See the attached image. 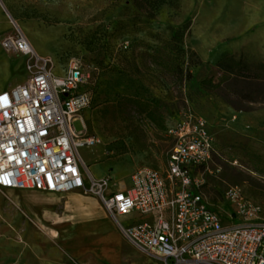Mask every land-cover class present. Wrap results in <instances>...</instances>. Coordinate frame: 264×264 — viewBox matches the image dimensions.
Wrapping results in <instances>:
<instances>
[{
    "label": "rangeland",
    "instance_id": "1",
    "mask_svg": "<svg viewBox=\"0 0 264 264\" xmlns=\"http://www.w3.org/2000/svg\"><path fill=\"white\" fill-rule=\"evenodd\" d=\"M154 13L135 0H0V40L24 32L54 75L81 63V88L92 95L81 117L97 139L78 149L87 187L96 164L100 173L94 191L77 189L83 195L98 196L107 209L100 193L139 167L164 172L173 144L168 127L192 111L214 134L212 156L195 173L198 189L229 214L226 189L237 185L264 216V78L223 75L216 66L225 51L254 64L261 59L264 0H163ZM187 20L183 46L196 49L201 62L171 41ZM28 74L27 58L0 43V89ZM65 199L63 192L0 185V264H162L118 225L73 229L88 213L65 210Z\"/></svg>",
    "mask_w": 264,
    "mask_h": 264
},
{
    "label": "built area",
    "instance_id": "2",
    "mask_svg": "<svg viewBox=\"0 0 264 264\" xmlns=\"http://www.w3.org/2000/svg\"><path fill=\"white\" fill-rule=\"evenodd\" d=\"M0 43L22 53L29 67L24 81L0 89V185L94 191L100 182L93 178L87 187L79 160V147L97 141L86 134L81 117L92 98L81 88L86 80L81 63L72 61L67 73L54 75L24 32L6 35ZM77 118L81 129L75 127ZM168 132L173 144L164 172L139 167L129 186L100 193L116 216L135 214L121 225L124 234L158 254L162 264H264L262 206L230 185L227 214L197 187L195 173L214 150L207 118L182 113Z\"/></svg>",
    "mask_w": 264,
    "mask_h": 264
},
{
    "label": "crops",
    "instance_id": "3",
    "mask_svg": "<svg viewBox=\"0 0 264 264\" xmlns=\"http://www.w3.org/2000/svg\"><path fill=\"white\" fill-rule=\"evenodd\" d=\"M257 51H260V52H257ZM256 53L259 54V57L261 58V60H264V50L261 51V49L258 47L256 48ZM220 57H218V59ZM259 112L260 111H257L256 113H259ZM244 117L245 115L242 114L240 119L238 120V123L244 122L245 121ZM79 158L83 164L84 161L82 160L80 153H79ZM93 163L95 164V162ZM98 168L99 167L96 164L97 175L93 176L92 179L100 177ZM129 185H130V178L128 180H124L123 183H117L110 190L124 189V187H127ZM55 192H58V191H55ZM63 193L66 195V199L64 203L65 210L72 211L75 214L88 213L87 214L88 217L86 216L87 218L82 216L80 217L77 223L73 224V229H76V230L86 228L88 226L95 227L99 225H104L109 230H113V231L116 230L115 228L118 225L119 228L122 230L121 225L128 224V222H130L131 219H133L135 216V214H124V216H116L110 209L109 210L111 212L110 211L108 212L107 209L104 208L98 196L87 197L83 195L80 191H78L77 189L64 191Z\"/></svg>",
    "mask_w": 264,
    "mask_h": 264
},
{
    "label": "trees",
    "instance_id": "4",
    "mask_svg": "<svg viewBox=\"0 0 264 264\" xmlns=\"http://www.w3.org/2000/svg\"><path fill=\"white\" fill-rule=\"evenodd\" d=\"M135 2L142 7L149 15L154 16V9L163 2V0H135ZM190 22L187 20L179 27L173 29L171 34V41L179 42L178 47L184 52L197 57L196 62H201V56H199L196 49L185 48L183 38L185 34L190 32ZM216 66L223 73V75H234L237 77H252V78H264V60H259L256 64L253 61L246 59L243 53L240 56L233 52L225 51L221 54V57L216 61ZM185 77L192 75L189 68L184 69Z\"/></svg>",
    "mask_w": 264,
    "mask_h": 264
},
{
    "label": "bare ground",
    "instance_id": "5",
    "mask_svg": "<svg viewBox=\"0 0 264 264\" xmlns=\"http://www.w3.org/2000/svg\"><path fill=\"white\" fill-rule=\"evenodd\" d=\"M35 48V47H34ZM36 50V49H35ZM37 51V50H36ZM87 191H89V190H87ZM121 239V241H123L124 242V239H122V238H120Z\"/></svg>",
    "mask_w": 264,
    "mask_h": 264
}]
</instances>
